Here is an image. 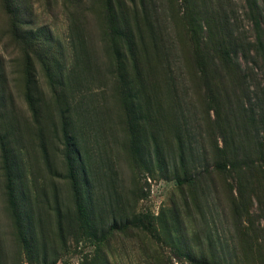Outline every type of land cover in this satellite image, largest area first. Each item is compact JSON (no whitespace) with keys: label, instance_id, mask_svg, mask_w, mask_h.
<instances>
[{"label":"rangeland","instance_id":"374dc122","mask_svg":"<svg viewBox=\"0 0 264 264\" xmlns=\"http://www.w3.org/2000/svg\"><path fill=\"white\" fill-rule=\"evenodd\" d=\"M0 264H264V0H0Z\"/></svg>","mask_w":264,"mask_h":264},{"label":"trees","instance_id":"16d2710c","mask_svg":"<svg viewBox=\"0 0 264 264\" xmlns=\"http://www.w3.org/2000/svg\"><path fill=\"white\" fill-rule=\"evenodd\" d=\"M261 161H262V160H256L255 163L259 164V163H261ZM253 165L255 166L254 162H253ZM256 167L259 168V166L256 165V166L254 167V169H256Z\"/></svg>","mask_w":264,"mask_h":264}]
</instances>
